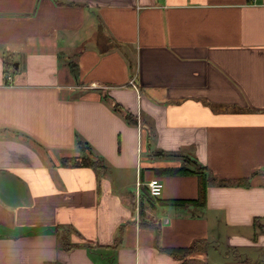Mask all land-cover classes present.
Segmentation results:
<instances>
[{
  "label": "crops",
  "instance_id": "obj_1",
  "mask_svg": "<svg viewBox=\"0 0 264 264\" xmlns=\"http://www.w3.org/2000/svg\"><path fill=\"white\" fill-rule=\"evenodd\" d=\"M0 264H264V0H0Z\"/></svg>",
  "mask_w": 264,
  "mask_h": 264
},
{
  "label": "trees",
  "instance_id": "obj_2",
  "mask_svg": "<svg viewBox=\"0 0 264 264\" xmlns=\"http://www.w3.org/2000/svg\"><path fill=\"white\" fill-rule=\"evenodd\" d=\"M62 55L60 54V58ZM11 64H6V66H9ZM70 72L74 78L78 77V71L76 66L71 65L69 66ZM114 111L117 109L114 107ZM124 120L128 124H133L134 122L132 121V117L130 118L128 115L124 116ZM80 151H83V148L85 149V143L78 142ZM88 149V148H87ZM156 156L158 157H165V154L163 152H155ZM184 164L179 167V168H172V169H162L158 173L161 175H168V176H187V175H193L198 178V195L195 199L192 200H163L161 201L162 206H167V207H176V208H183V207H198V208H203L206 205V193H207V188L209 186L210 180L212 179L209 176V172L207 169L200 164H198L196 161L192 159H188L187 157L184 158ZM102 162V163H101ZM193 164V165H191ZM62 165L64 167H72V168H77V167H85V168H90L92 170H99L100 168H104L103 161H100V159H92L88 156L80 155L78 157H73V158H64L62 160ZM238 185L244 184L245 182H235ZM226 184V183H222ZM148 194V193H147ZM150 201H152L150 198ZM154 200V199H153ZM258 222V219H255L253 224L256 225ZM257 226V225H256ZM194 249L193 247L191 249H163L162 252L174 257V258H180L181 255H186L190 252H192Z\"/></svg>",
  "mask_w": 264,
  "mask_h": 264
},
{
  "label": "built area",
  "instance_id": "obj_3",
  "mask_svg": "<svg viewBox=\"0 0 264 264\" xmlns=\"http://www.w3.org/2000/svg\"><path fill=\"white\" fill-rule=\"evenodd\" d=\"M5 81L6 83H10L12 81L11 76H5ZM146 188L148 196L154 200H157L162 196L163 182L159 178L154 177L147 183Z\"/></svg>",
  "mask_w": 264,
  "mask_h": 264
},
{
  "label": "rangeland",
  "instance_id": "obj_4",
  "mask_svg": "<svg viewBox=\"0 0 264 264\" xmlns=\"http://www.w3.org/2000/svg\"><path fill=\"white\" fill-rule=\"evenodd\" d=\"M81 155H84V156H88L89 157V155L87 154V152H86V150L83 148V151H82V154Z\"/></svg>",
  "mask_w": 264,
  "mask_h": 264
}]
</instances>
